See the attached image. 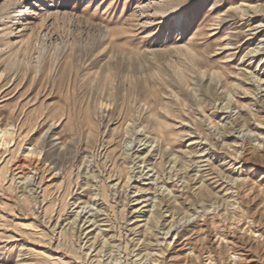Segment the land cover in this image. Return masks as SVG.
I'll return each mask as SVG.
<instances>
[{
  "label": "rangeland",
  "instance_id": "rangeland-1",
  "mask_svg": "<svg viewBox=\"0 0 264 264\" xmlns=\"http://www.w3.org/2000/svg\"><path fill=\"white\" fill-rule=\"evenodd\" d=\"M0 130V264H264V0H0Z\"/></svg>",
  "mask_w": 264,
  "mask_h": 264
},
{
  "label": "bare ground",
  "instance_id": "bare-ground-1",
  "mask_svg": "<svg viewBox=\"0 0 264 264\" xmlns=\"http://www.w3.org/2000/svg\"><path fill=\"white\" fill-rule=\"evenodd\" d=\"M0 132H2V131L0 130ZM0 137L3 138V140H1V143H0L2 146H5V145L10 144L12 142V139L9 140V139L4 138L5 136L3 135V133H2V135Z\"/></svg>",
  "mask_w": 264,
  "mask_h": 264
}]
</instances>
